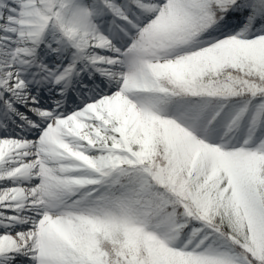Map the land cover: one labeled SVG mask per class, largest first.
<instances>
[{
    "label": "snow or ice",
    "instance_id": "6c2138e0",
    "mask_svg": "<svg viewBox=\"0 0 264 264\" xmlns=\"http://www.w3.org/2000/svg\"><path fill=\"white\" fill-rule=\"evenodd\" d=\"M0 264H264V0H0Z\"/></svg>",
    "mask_w": 264,
    "mask_h": 264
}]
</instances>
